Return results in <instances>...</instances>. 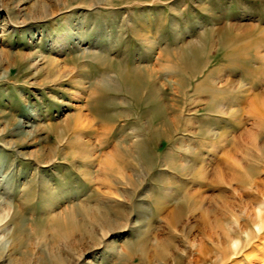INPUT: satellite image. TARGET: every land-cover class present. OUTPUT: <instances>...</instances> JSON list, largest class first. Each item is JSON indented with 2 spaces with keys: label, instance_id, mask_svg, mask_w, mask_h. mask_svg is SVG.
<instances>
[{
  "label": "rangeland",
  "instance_id": "rangeland-1",
  "mask_svg": "<svg viewBox=\"0 0 264 264\" xmlns=\"http://www.w3.org/2000/svg\"><path fill=\"white\" fill-rule=\"evenodd\" d=\"M234 263L264 264V0H0V264Z\"/></svg>",
  "mask_w": 264,
  "mask_h": 264
},
{
  "label": "bare ground",
  "instance_id": "bare-ground-1",
  "mask_svg": "<svg viewBox=\"0 0 264 264\" xmlns=\"http://www.w3.org/2000/svg\"><path fill=\"white\" fill-rule=\"evenodd\" d=\"M227 236V235H226ZM230 237L229 236H227V239H229ZM230 241V240H229ZM233 245L235 246L236 244L235 243H233ZM226 260V259H225ZM234 264H236V263H234Z\"/></svg>",
  "mask_w": 264,
  "mask_h": 264
}]
</instances>
